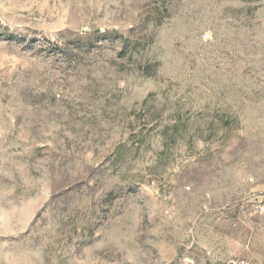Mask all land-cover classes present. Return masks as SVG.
<instances>
[{"label": "rangeland", "instance_id": "rangeland-1", "mask_svg": "<svg viewBox=\"0 0 264 264\" xmlns=\"http://www.w3.org/2000/svg\"><path fill=\"white\" fill-rule=\"evenodd\" d=\"M264 264V0H0V264Z\"/></svg>", "mask_w": 264, "mask_h": 264}, {"label": "built area", "instance_id": "built-area-1", "mask_svg": "<svg viewBox=\"0 0 264 264\" xmlns=\"http://www.w3.org/2000/svg\"><path fill=\"white\" fill-rule=\"evenodd\" d=\"M228 264H247L246 262H244V261H240V260H236V261H231L230 263H228Z\"/></svg>", "mask_w": 264, "mask_h": 264}]
</instances>
